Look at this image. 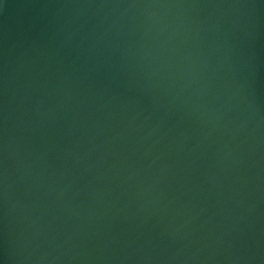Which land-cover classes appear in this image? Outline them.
<instances>
[{
  "label": "water",
  "instance_id": "1",
  "mask_svg": "<svg viewBox=\"0 0 264 264\" xmlns=\"http://www.w3.org/2000/svg\"><path fill=\"white\" fill-rule=\"evenodd\" d=\"M0 264H264V0H0Z\"/></svg>",
  "mask_w": 264,
  "mask_h": 264
}]
</instances>
